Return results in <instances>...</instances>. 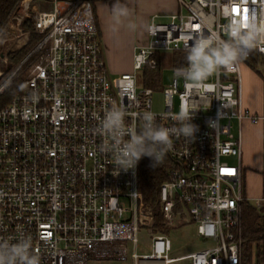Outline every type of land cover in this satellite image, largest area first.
Returning a JSON list of instances; mask_svg holds the SVG:
<instances>
[{"label": "built area", "instance_id": "obj_1", "mask_svg": "<svg viewBox=\"0 0 264 264\" xmlns=\"http://www.w3.org/2000/svg\"><path fill=\"white\" fill-rule=\"evenodd\" d=\"M178 3L176 12L151 17L148 42L136 46L134 70L117 77L104 57L94 0H19L0 28L3 44L12 45L1 52L5 62L38 35L14 68L0 71V99L22 82L0 105V238L29 236L40 264H264L256 254L247 261L243 247V204L251 198L243 193L242 126L264 114L244 105L242 63L196 85L177 76L187 64L190 35L206 32L207 24L227 38L230 19L245 20L264 0ZM255 51L264 55L262 48ZM165 52L182 57L164 89L165 108L157 112L154 89L139 86L138 71L160 67ZM114 105L127 110L129 121L152 111L169 128L178 126L172 117L181 109L191 113L194 138L173 137L164 157L170 166L158 215L140 189V161L120 169L100 149L95 130ZM255 205L263 207L264 197ZM189 223L203 245L174 255L168 232Z\"/></svg>", "mask_w": 264, "mask_h": 264}, {"label": "clouds", "instance_id": "obj_2", "mask_svg": "<svg viewBox=\"0 0 264 264\" xmlns=\"http://www.w3.org/2000/svg\"><path fill=\"white\" fill-rule=\"evenodd\" d=\"M113 31L121 26L135 31L137 24L130 18L132 9L124 0H115L110 8ZM125 21L127 23L125 24ZM204 30L190 35L186 67L177 69V76L200 84L221 69L234 71L240 63L258 48L264 49V7L251 11L247 20H231L225 25L227 38L218 30L204 25ZM119 105L106 110L95 132L102 138L100 149L114 157L115 166L128 170L143 158L149 157L154 165L161 163L173 147V137L193 139L197 131L191 123V113L186 109L172 117L178 126L171 128L157 122L152 111L133 114ZM139 120V124L135 121ZM0 264H40L39 255L33 250L31 238L23 233L11 238H0Z\"/></svg>", "mask_w": 264, "mask_h": 264}, {"label": "rangeland", "instance_id": "obj_3", "mask_svg": "<svg viewBox=\"0 0 264 264\" xmlns=\"http://www.w3.org/2000/svg\"><path fill=\"white\" fill-rule=\"evenodd\" d=\"M106 0H94V7L97 3ZM115 2V1H114ZM128 6L132 9L133 16L130 18L137 24L135 31L128 29L126 26H121L118 31H113L111 16H110V4H103L99 7L100 18L104 25L106 34L108 29L114 36L122 35L126 39L133 35L135 43L148 42L149 37L146 32V26L148 21L155 13L169 14L176 12L179 8L178 0H124ZM114 4V3H113ZM165 20V19H160ZM25 25L28 29H31V21H25ZM127 21H125V24ZM10 39V38H9ZM103 48L105 55L107 56V48L109 47V41L106 36L103 39ZM12 45L9 42L3 44L2 38L0 39V55L1 52L6 53V49ZM182 54L178 52H165L161 55L160 67H147L138 71L139 86L152 87L154 89L153 94V108L157 112H161L165 108V96L164 89L171 85L174 78V68L178 65L179 58ZM17 64L16 61L5 62L0 56V71L7 72L14 68ZM108 69L113 77H117L119 73H116L115 69L111 67L110 63L107 64ZM254 72V73H253ZM242 74H243V100L244 105L247 106H262L264 109V55L258 54L253 51L249 61L242 62ZM255 76H254V75ZM263 83V86L261 85ZM261 90L263 91V97L260 96ZM175 108L178 109V97L174 99ZM245 106L247 109L248 107ZM251 109V108H250ZM260 115H263L259 113ZM252 123V122H251ZM234 131H237L238 121L234 119L232 121ZM254 126L248 127V124L243 121L242 126V139L243 149L242 154V169H243V193L251 198V203L255 204L256 199L263 196L262 176H264V119L259 120L258 123H253ZM230 161L237 163L236 157H231ZM168 234L172 238L174 244L173 254L185 253L188 251L196 250L202 247L203 243L197 237L196 225L189 223L184 226H175L170 229ZM146 248L145 250H147ZM90 264H132L131 262H91Z\"/></svg>", "mask_w": 264, "mask_h": 264}, {"label": "trees", "instance_id": "obj_4", "mask_svg": "<svg viewBox=\"0 0 264 264\" xmlns=\"http://www.w3.org/2000/svg\"><path fill=\"white\" fill-rule=\"evenodd\" d=\"M19 0H0V28L6 24L10 15L15 11ZM38 35L32 34L31 38L25 46L10 54V61H18L24 57L35 42ZM22 85L21 81H17L10 88L4 97L0 99V105L6 104L12 96L17 92L18 87ZM170 166L168 159L157 165L149 157H143L139 163V186L144 193L146 202L152 205L159 214L160 209V186L167 178V169ZM262 187L264 197V176H262ZM242 236L243 247L247 261H252L254 254L257 256L258 263L264 261V206L258 208L251 201L243 204L242 215Z\"/></svg>", "mask_w": 264, "mask_h": 264}, {"label": "crops", "instance_id": "obj_5", "mask_svg": "<svg viewBox=\"0 0 264 264\" xmlns=\"http://www.w3.org/2000/svg\"><path fill=\"white\" fill-rule=\"evenodd\" d=\"M115 0H106V1H102L97 3V6L95 8V15H96V19H97V24H98V28L101 34V39H102V43H103V39L104 36H106L107 34V38L109 41V47L107 48V56L105 55V51H104V57L106 60V63H110L111 67L114 68L116 71V73L122 74V73H126V72H132L134 70V55H135V51H136V46L138 43L134 42V38L133 35H131L130 38H127L124 36H114L113 33L110 32V29H108L109 32H107L106 34L104 33L105 28L104 25L102 23V20L100 18V13H99V6L103 5V4H110V6L113 5ZM174 13V12H173ZM156 14V13H155ZM161 14V13H158ZM171 14V13H169ZM169 14H162V15H169ZM151 20V19H150ZM150 20L147 23V26L150 22ZM147 26H146V32H147ZM146 43V42H144ZM104 45V44H103ZM104 49V48H103ZM254 73V72H253ZM254 75V74H253ZM255 76V75H254ZM261 85L263 86V83L261 82ZM261 97H263V91L261 90ZM245 106L246 103H245ZM248 109L255 114H263L264 113V109L262 106H253V107H249L247 106ZM251 108V109H250ZM245 122L248 124V127H252L254 126L253 123H251V121L249 120H245ZM243 153H244V149H243Z\"/></svg>", "mask_w": 264, "mask_h": 264}, {"label": "snow or ice", "instance_id": "obj_6", "mask_svg": "<svg viewBox=\"0 0 264 264\" xmlns=\"http://www.w3.org/2000/svg\"><path fill=\"white\" fill-rule=\"evenodd\" d=\"M247 11H248V10L245 9V12H246V13H247ZM244 19L247 20V15H245Z\"/></svg>", "mask_w": 264, "mask_h": 264}]
</instances>
